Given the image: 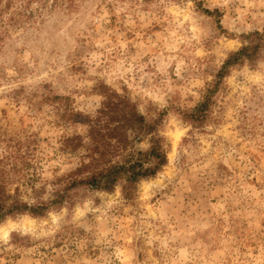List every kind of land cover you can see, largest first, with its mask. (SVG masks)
<instances>
[{"label": "rangeland", "instance_id": "obj_1", "mask_svg": "<svg viewBox=\"0 0 264 264\" xmlns=\"http://www.w3.org/2000/svg\"><path fill=\"white\" fill-rule=\"evenodd\" d=\"M2 5L0 195L56 199L148 149L150 120L168 162L133 199L121 185L79 187L44 216H8L0 264H264V50L231 68L213 119L194 126L182 113L243 37L264 30V0ZM132 111L146 126L128 124Z\"/></svg>", "mask_w": 264, "mask_h": 264}, {"label": "trees", "instance_id": "obj_2", "mask_svg": "<svg viewBox=\"0 0 264 264\" xmlns=\"http://www.w3.org/2000/svg\"><path fill=\"white\" fill-rule=\"evenodd\" d=\"M3 1L4 0H0V15L3 12L6 13V8L2 9L5 7L2 5ZM193 1L196 2L198 7H203V0ZM203 9L212 13L209 9ZM24 10L17 12L15 18L11 17V20L20 21L24 14ZM243 38L245 44L238 50H233L229 53L216 73L214 81L209 84L202 101L193 109L182 111L183 118L194 126H203L207 120L213 119V108L217 103L216 94L221 88L225 77L230 74L231 68L243 64L246 61L255 62L262 57L264 50V30H256L250 34H246ZM126 105L128 106V104ZM126 119L128 120V124L145 125V117L133 111L131 112V116ZM158 124L157 120L149 121L147 128L152 136L148 149L130 150L121 161H110L106 166L97 168L89 175L73 179L68 187L57 192L56 199H52L49 202L29 204L11 196L0 195V222L4 221L8 216L24 213L44 216L51 207L56 205L61 206L68 198L71 199L72 195L68 190L73 188L87 187L92 190L113 191L118 185H121L124 197L129 200L133 199L139 182L143 179L155 176L168 162V154L164 139L155 134ZM116 130L118 131V129ZM77 139L81 140V137H77ZM79 145H81V141ZM9 198L12 199L11 202L8 201Z\"/></svg>", "mask_w": 264, "mask_h": 264}]
</instances>
